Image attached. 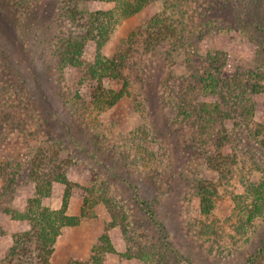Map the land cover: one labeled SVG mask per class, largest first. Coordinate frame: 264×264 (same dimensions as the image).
<instances>
[{"label": "rangeland", "instance_id": "1", "mask_svg": "<svg viewBox=\"0 0 264 264\" xmlns=\"http://www.w3.org/2000/svg\"><path fill=\"white\" fill-rule=\"evenodd\" d=\"M171 1L154 0L115 25L102 52L125 60L131 92L104 112L83 114L74 101L89 103L93 81L85 68L59 61V0H0V86L6 89L0 105L1 100L9 104L0 114V168H8L7 178H14L0 177V264H8L14 235L29 228L6 210H23L35 194L32 159L52 144L67 158L64 169L77 193L95 187L94 206L78 225L63 228L52 264L88 260L105 232L115 251L102 254L103 264H264V222L243 237L226 221L235 213L233 197L246 195L247 183L262 178V170L252 165L257 145L241 128L248 122L264 124V28L258 21L264 0ZM79 4L83 10L113 7L99 0ZM158 15L174 19L181 35L177 42L151 49L146 47L148 31ZM96 54V41L90 39L84 59L92 63ZM211 76L209 93L216 94L209 96L202 88ZM249 77L254 87L260 80L263 88L245 87L241 82ZM178 81L184 92L195 87L189 93L194 105L217 97L220 111L210 137L201 131L195 136V122L179 118L173 100ZM103 82L119 89L124 79ZM226 127L240 131V141L223 155L213 153L210 141L225 135ZM218 161L223 171L214 167ZM198 177L212 181L218 192L210 227L197 221L202 216L194 189ZM102 189L117 205L115 224ZM62 197L57 187L45 203L60 208ZM82 204L73 196L68 213L80 215ZM145 249L164 257L159 252L143 260L138 252ZM128 250L134 255L127 256Z\"/></svg>", "mask_w": 264, "mask_h": 264}, {"label": "trees", "instance_id": "2", "mask_svg": "<svg viewBox=\"0 0 264 264\" xmlns=\"http://www.w3.org/2000/svg\"><path fill=\"white\" fill-rule=\"evenodd\" d=\"M99 1L105 4H112L113 7L98 10H83L80 7L79 0H59L61 10L59 18L61 17V25H63L57 46L59 61L63 63V66L70 65L77 68H85V76L93 81L89 103L84 99L74 101L76 108L80 109L83 114L87 112L97 114L104 112L117 104L125 95L130 94L131 82L124 72L125 60L108 57L102 52V49L117 23L140 12L154 0ZM171 3L173 4V0ZM259 15L258 21L261 22L264 28V14ZM169 17L168 15H158L153 18L152 23H150L153 30L148 31L146 47L149 46L151 49H156L157 45H162L167 41H178L176 39L180 38L181 31L176 21L171 17L170 19H172L171 21L174 24L168 23ZM90 39L96 41L97 54L92 63H87L83 54L85 46ZM252 76H255V74H252ZM107 77L113 80L124 79V83L119 89L106 87L103 81ZM259 77L261 78V75ZM253 79L249 77L246 82L241 83H244L245 87L250 88L252 91L258 92L261 89L260 86L262 88L263 86L259 80L257 84L260 85L254 87ZM213 83V76H211L209 82L204 84L202 91L209 94V96L216 94V92L209 93V87ZM237 83L239 84L240 82L238 81ZM183 85V81H178L174 86V97L170 92L168 93V97H173V100L177 101L179 105L177 110L179 118H182L187 123L189 120L192 123L195 122L193 124L196 125L195 136L201 131L203 135L207 134V137H210L214 131L212 126L215 127L217 125V121L214 120L215 114L220 111L217 97L214 98L215 101L201 102V105H194L191 102L189 93L194 92L195 87L190 86L184 92L182 89ZM5 90L4 86H0V96L4 95ZM1 102L0 114L9 105L6 100H1ZM24 124L21 123V126L23 127ZM232 129L226 127L225 135L224 133L217 135L212 142L210 141L213 153L216 152L219 155H223L225 154L224 149L226 147H231L235 140H239L237 136H239L240 131ZM241 129L243 134L246 135L245 137L248 138V141L251 144L257 145L255 153L252 156L258 158L252 160V165L254 164L256 169L262 170V178L260 181L247 183L246 195L236 194L233 197L236 204L234 207L235 213H233L232 217L226 218V221L230 223L231 228L235 229L236 227L235 230L239 232V235L246 237L249 232H253L257 226L262 225L264 222V151L262 152L264 149V124L248 122ZM208 141L209 139H207ZM56 147L57 144H52L47 149H39L36 157L32 159L29 175L36 183V192L28 199L25 208L23 210L7 208L6 210L13 219L29 223L28 229L14 235L13 244L6 255V262L8 264H52L51 257L63 228L78 225L82 218L87 215V209L94 206L92 197L95 187L84 186L83 193L82 190L81 193L79 191L77 193V184L70 180L64 169L67 158L61 157L60 146H58V149ZM259 153H262L260 157ZM217 163L214 167L223 171V162L218 161ZM5 170L7 173L2 175ZM0 171L2 175L0 177H3L4 180L8 179L7 176L10 175L11 171L6 167L0 168ZM14 173L17 172L14 171ZM8 180H14V178L11 177ZM7 185L11 186L10 181L4 186L6 189ZM57 187L63 189L62 204L60 208H52L45 201L51 197L54 189ZM194 189L195 193L200 197L202 212V216L197 221L203 222L202 228L210 227L215 222L214 217L211 219L210 215L216 203L217 188L212 181L198 177L196 184H194ZM106 193L107 189H102L101 195L103 201L111 212L113 224H115L116 221H119L120 214L116 212L117 205L111 201V197L107 198ZM73 196H78L83 201L80 215H70L68 213L70 199ZM234 217H236L235 221L233 220ZM232 220L233 222H237L238 225L232 224ZM191 227L193 228L194 225ZM220 228L219 226L218 229ZM239 241L238 239L235 243ZM114 251L115 248L111 242L110 235L105 232L98 242L93 245L92 253L88 260L71 259L68 264H103L102 254ZM159 252L162 254L161 251L151 252L145 249L138 252V257L148 260ZM126 255L133 256L134 254L130 251ZM162 256L164 257V254Z\"/></svg>", "mask_w": 264, "mask_h": 264}, {"label": "crops", "instance_id": "3", "mask_svg": "<svg viewBox=\"0 0 264 264\" xmlns=\"http://www.w3.org/2000/svg\"><path fill=\"white\" fill-rule=\"evenodd\" d=\"M56 251H57V245H56ZM56 251L54 252V254L56 253Z\"/></svg>", "mask_w": 264, "mask_h": 264}]
</instances>
